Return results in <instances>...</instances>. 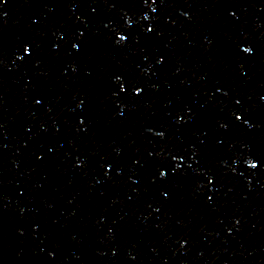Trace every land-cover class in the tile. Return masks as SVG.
Wrapping results in <instances>:
<instances>
[{
  "label": "water",
  "instance_id": "1",
  "mask_svg": "<svg viewBox=\"0 0 264 264\" xmlns=\"http://www.w3.org/2000/svg\"><path fill=\"white\" fill-rule=\"evenodd\" d=\"M0 264H264V0H0Z\"/></svg>",
  "mask_w": 264,
  "mask_h": 264
}]
</instances>
